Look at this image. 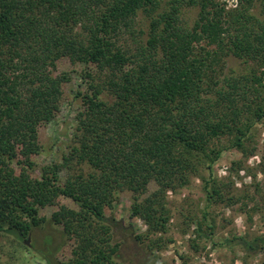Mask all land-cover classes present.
<instances>
[{
	"label": "trees",
	"instance_id": "trees-1",
	"mask_svg": "<svg viewBox=\"0 0 264 264\" xmlns=\"http://www.w3.org/2000/svg\"><path fill=\"white\" fill-rule=\"evenodd\" d=\"M65 58L83 64L85 90L74 95L81 104L62 161L33 176L40 128L60 113L72 81L67 70L53 73ZM263 121L264 0L230 9L217 0H0V232L24 237L47 221L41 209L70 199L48 220L71 249L62 264H131L122 246L146 242L108 214L121 191L154 234L168 229L167 193L195 175L207 207L235 203V182L219 180L214 165L230 147L247 158ZM196 226L215 247L264 253V235L216 239ZM144 262L157 264L151 251Z\"/></svg>",
	"mask_w": 264,
	"mask_h": 264
},
{
	"label": "rangeland",
	"instance_id": "rangeland-1",
	"mask_svg": "<svg viewBox=\"0 0 264 264\" xmlns=\"http://www.w3.org/2000/svg\"><path fill=\"white\" fill-rule=\"evenodd\" d=\"M217 1L228 9L239 4V0ZM197 14L198 7L186 12L185 19L189 25L194 24ZM125 40L122 39V42ZM227 60L231 67L233 62L228 58ZM236 60L234 66L239 65ZM58 67L53 73L67 70L72 76V81L65 89L60 113L51 123L40 128V140L44 148L32 158L36 164L33 176H39L44 166L62 161L81 104L75 102L74 95L79 90H85V83L78 78L84 68L82 63L65 58ZM253 131L254 138L249 143V149H254L247 158L243 157L238 148L230 147L214 165V173L219 180L227 182L232 179L235 182L234 193L237 201L231 205L223 203L207 207L203 180L199 175H195L190 186L167 193V208L170 214L168 229L165 233L154 234L148 232L143 220L131 216L132 193H118L114 207L108 214L114 215L124 226L141 235L146 244L149 239H160L159 247L154 249H149L146 244L137 246L128 240L121 250L124 261L145 264L146 252L151 251L157 264H264L262 251L250 254L237 246L215 247L207 236H198L196 232V221H199L204 234H213L216 239L234 235H245L248 238L264 235V170L259 166L264 156V121L258 123ZM221 142L230 144L228 137L222 138ZM238 160H244L245 167L237 175L231 168ZM202 176L208 177V172L204 170ZM61 177L65 178L64 172ZM153 189L154 186L151 185L150 191ZM57 202L56 206L41 209L40 216L47 221H43L41 226L34 228L24 237L20 238L16 233L0 232V264H47L46 257L52 259L54 264H62L71 256V249L67 245L62 227L49 224L48 220L59 206L73 207L74 203L64 197L58 198ZM209 225L212 226V231ZM120 234L119 229L116 239L123 238ZM28 239L30 245L26 244ZM142 246L146 249H142Z\"/></svg>",
	"mask_w": 264,
	"mask_h": 264
},
{
	"label": "water",
	"instance_id": "water-1",
	"mask_svg": "<svg viewBox=\"0 0 264 264\" xmlns=\"http://www.w3.org/2000/svg\"><path fill=\"white\" fill-rule=\"evenodd\" d=\"M29 241H30L29 239L26 241V244H27V245H30Z\"/></svg>",
	"mask_w": 264,
	"mask_h": 264
},
{
	"label": "flooded vegetation",
	"instance_id": "flooded-vegetation-1",
	"mask_svg": "<svg viewBox=\"0 0 264 264\" xmlns=\"http://www.w3.org/2000/svg\"><path fill=\"white\" fill-rule=\"evenodd\" d=\"M27 241V240H26ZM53 263H54V261H53Z\"/></svg>",
	"mask_w": 264,
	"mask_h": 264
}]
</instances>
